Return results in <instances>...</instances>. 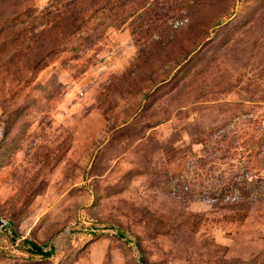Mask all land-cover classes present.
<instances>
[{
    "label": "rangeland",
    "instance_id": "1",
    "mask_svg": "<svg viewBox=\"0 0 264 264\" xmlns=\"http://www.w3.org/2000/svg\"><path fill=\"white\" fill-rule=\"evenodd\" d=\"M0 221V264H264V0H0Z\"/></svg>",
    "mask_w": 264,
    "mask_h": 264
},
{
    "label": "water",
    "instance_id": "2",
    "mask_svg": "<svg viewBox=\"0 0 264 264\" xmlns=\"http://www.w3.org/2000/svg\"><path fill=\"white\" fill-rule=\"evenodd\" d=\"M0 225H3V222L0 221ZM25 245H27L32 251L35 252H42L43 251V247H40L38 245L33 244L32 242L28 241V240H23L22 241Z\"/></svg>",
    "mask_w": 264,
    "mask_h": 264
},
{
    "label": "trees",
    "instance_id": "3",
    "mask_svg": "<svg viewBox=\"0 0 264 264\" xmlns=\"http://www.w3.org/2000/svg\"><path fill=\"white\" fill-rule=\"evenodd\" d=\"M117 235L120 236V237H123V233H121V232H118ZM27 250H28L29 252H31V253H34V252L30 251L29 249H27ZM49 253H50V252H41V253H35V254H40V255L48 256Z\"/></svg>",
    "mask_w": 264,
    "mask_h": 264
}]
</instances>
